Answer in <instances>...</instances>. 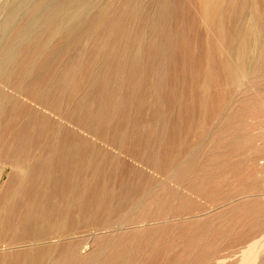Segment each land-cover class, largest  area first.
<instances>
[{
  "label": "rangeland",
  "instance_id": "obj_1",
  "mask_svg": "<svg viewBox=\"0 0 264 264\" xmlns=\"http://www.w3.org/2000/svg\"><path fill=\"white\" fill-rule=\"evenodd\" d=\"M23 1L0 0L1 43ZM96 1L80 8L91 21L77 33L22 46L0 84L1 104L25 85L50 98L47 138L69 118L91 150L106 208L69 225L82 243L71 264H264V0H98L91 10ZM30 21L49 29L41 14ZM248 35L251 61L233 76L222 63Z\"/></svg>",
  "mask_w": 264,
  "mask_h": 264
},
{
  "label": "bare ground",
  "instance_id": "obj_2",
  "mask_svg": "<svg viewBox=\"0 0 264 264\" xmlns=\"http://www.w3.org/2000/svg\"><path fill=\"white\" fill-rule=\"evenodd\" d=\"M6 3L0 5L1 18H5ZM87 3L88 0H24L18 5L17 15L8 18L2 27L4 36H10V39L0 42V84L15 71L13 66L22 46L41 44L43 41L42 47L46 49L53 36L62 31L74 34L85 23L89 24L91 18H83L80 12V8ZM101 9L97 0L91 10ZM206 12L209 11L206 10L205 15ZM37 14L43 16L44 23H50L49 29L44 32L31 30L35 25L30 20ZM210 19L207 21L210 22ZM236 33L238 37L239 32ZM248 36L241 43L230 44L229 59L222 63V70L229 74L244 73L239 65L250 59L243 50L250 40ZM57 51L58 48L54 53ZM134 59L136 55H133ZM29 67L28 64L24 71H30ZM32 89L33 86H18L11 93L15 96L14 102L0 103V171L6 167L9 169L0 188V264H71L74 250L82 247V243L81 240L71 241L74 233L69 231V225L80 222L82 226V222L99 221L107 199L103 187L92 179L94 172L88 167L91 150L86 138L83 135L74 138L70 134L72 121L69 118L63 125L60 124L61 129L55 139L47 138L44 124L49 117L42 110L50 113L48 109L54 110V105H50V98L44 100ZM22 101L26 104L24 111L19 110ZM251 141L249 139L248 143L251 144ZM101 229H95L92 234ZM52 239L57 242L51 244ZM115 253L123 255L124 247L116 249Z\"/></svg>",
  "mask_w": 264,
  "mask_h": 264
},
{
  "label": "built area",
  "instance_id": "obj_3",
  "mask_svg": "<svg viewBox=\"0 0 264 264\" xmlns=\"http://www.w3.org/2000/svg\"><path fill=\"white\" fill-rule=\"evenodd\" d=\"M258 167L260 169V172H261L262 176H264V156L259 158Z\"/></svg>",
  "mask_w": 264,
  "mask_h": 264
}]
</instances>
